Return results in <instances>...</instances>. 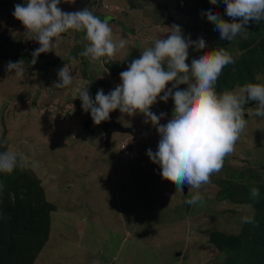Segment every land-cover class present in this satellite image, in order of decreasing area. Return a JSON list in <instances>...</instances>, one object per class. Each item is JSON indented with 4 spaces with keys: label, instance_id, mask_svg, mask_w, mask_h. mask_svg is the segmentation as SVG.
I'll return each instance as SVG.
<instances>
[{
    "label": "rangeland",
    "instance_id": "rangeland-1",
    "mask_svg": "<svg viewBox=\"0 0 264 264\" xmlns=\"http://www.w3.org/2000/svg\"><path fill=\"white\" fill-rule=\"evenodd\" d=\"M3 2V53L10 55L9 47L19 50L24 44L33 52L39 44L29 39L12 15L14 5L24 0ZM58 7L65 12L90 7L101 20H108L115 40H126V47L107 60L111 66L115 61L139 58L158 37H167L168 28L178 25L191 40L202 36L206 50L225 47L233 56L234 63L217 80L218 93L238 90L247 83L264 84V35L255 37L246 29L231 42L221 40L211 21L178 12L175 0H62ZM83 36L74 30L61 34L52 51L37 57V64L30 63L32 58H21L23 77L8 72V61L0 59V142L5 150L24 155V167L40 181L45 202L54 208L45 243L32 264H243L236 252L215 249L210 234L243 239L249 223L242 218H257L254 205L264 195V118L252 115L255 102L244 106L246 127L234 151L225 157L222 170L199 190L203 202L187 204L196 190L187 185L186 194L176 190L147 157L148 149L155 152L159 136L151 123H144L142 114L111 112L132 133H112L108 141L102 126L93 132L84 128L90 113L82 110L79 91L91 83L87 90L94 98L98 89L107 94L120 83L121 72L81 57L88 43L80 42ZM198 54L189 49L186 63ZM40 58L56 63L45 68ZM64 63L73 68V82L56 88L57 72ZM168 101V107L159 106L155 112L166 113L161 124L171 118L173 108ZM157 103L164 102L158 98ZM151 108L157 111L155 105ZM122 140L137 154L130 161L120 155ZM32 161L38 166L31 167ZM252 187L259 189L255 199L250 195ZM26 261L24 257L19 264Z\"/></svg>",
    "mask_w": 264,
    "mask_h": 264
},
{
    "label": "clouds",
    "instance_id": "clouds-1",
    "mask_svg": "<svg viewBox=\"0 0 264 264\" xmlns=\"http://www.w3.org/2000/svg\"><path fill=\"white\" fill-rule=\"evenodd\" d=\"M62 0H24L14 5L12 15L27 31L29 39L39 47L32 52L31 64L36 63L41 53L52 51L59 43L61 34L74 30L84 33L85 44L81 57L91 62L113 58L126 47V40H115L108 20H101L90 7L75 12H65L58 5ZM74 3V0H64ZM209 4L223 3L225 20L215 9L202 13L215 25L221 40L231 42L246 31L250 22L264 21V0H208ZM166 38L158 37L154 44L141 51L125 71L119 74L120 83L107 94L98 89L93 99L86 83L77 96L83 111L90 113L93 123L99 125L109 119L110 113L119 110L122 114H142L144 123H151L159 136L155 152L146 151L149 160L159 166L162 179L176 185L183 192L185 185L196 190L185 203L194 205L204 200L200 189L210 182L213 174L219 173L225 157L235 148L240 134L245 129L244 106L255 102L254 117L264 118V84L247 83L238 90L217 92L216 83L223 69L234 63V58L225 47L206 50L207 42L198 37L191 40L181 27L172 25ZM189 49L199 54L186 63ZM103 58V60H102ZM72 58H70L71 61ZM8 72L23 77V60L9 61ZM108 69H106V72ZM73 68L68 63L58 70L56 88H65L73 82ZM171 84V87L166 86ZM179 85H185L180 89ZM173 101L171 118L161 124L166 113L156 114L151 106ZM151 109V111H150ZM153 111V112H152ZM6 143V141H5ZM130 147V146H129ZM31 150V149H30ZM137 155V154H136ZM26 165L23 154L0 152V173L10 174ZM31 167H37L36 161ZM3 184L0 183V190ZM259 189L252 187L253 199ZM14 200V196L12 197ZM243 223H253L251 216H244Z\"/></svg>",
    "mask_w": 264,
    "mask_h": 264
},
{
    "label": "trees",
    "instance_id": "trees-1",
    "mask_svg": "<svg viewBox=\"0 0 264 264\" xmlns=\"http://www.w3.org/2000/svg\"><path fill=\"white\" fill-rule=\"evenodd\" d=\"M2 5L5 7L4 2L0 7ZM175 7L178 12L197 20L208 21L207 17L202 15L208 9H215L223 19L230 20L224 12L223 3L213 5L209 4L208 0H175ZM246 29L255 37H261L264 35V21L250 22ZM1 48L0 46L1 60L14 62L21 58L27 60L32 58L29 44L26 47L25 44L22 45L19 50L9 47L10 55L3 53ZM131 61L126 60L124 66H111L107 62L105 65L111 71L122 72ZM38 62L45 68L56 63L48 62L44 58H40ZM169 100L173 108V101ZM170 114L172 115V110ZM4 150L0 142V152ZM0 183L3 184V189L0 190V264H19V260L24 257L27 259L26 264H32L45 243L49 214L54 208L45 202L40 181L25 167H18L10 174L0 173ZM262 197L254 205L258 215L253 223L248 224L249 233L242 236L243 239H238L235 236L213 232L210 234V243L215 249L236 252L243 264H264V195Z\"/></svg>",
    "mask_w": 264,
    "mask_h": 264
},
{
    "label": "water",
    "instance_id": "water-1",
    "mask_svg": "<svg viewBox=\"0 0 264 264\" xmlns=\"http://www.w3.org/2000/svg\"><path fill=\"white\" fill-rule=\"evenodd\" d=\"M97 126H102L104 133L107 137V141L110 140L112 133H132L131 130L123 128L120 124H118L114 118L112 117L111 113L109 119L107 121L101 122L99 125L93 123L91 115L88 118V121L84 124V128L88 131H94ZM187 193V186L185 185L183 188V194Z\"/></svg>",
    "mask_w": 264,
    "mask_h": 264
},
{
    "label": "built area",
    "instance_id": "built-area-1",
    "mask_svg": "<svg viewBox=\"0 0 264 264\" xmlns=\"http://www.w3.org/2000/svg\"><path fill=\"white\" fill-rule=\"evenodd\" d=\"M163 104H165V105H163ZM154 105L157 107V111H156V110H155V111L158 112V111H159V106H160V107H161V106L168 107V105H169V101L164 102V103H161V104L156 103V104H154ZM164 119H167V117H165ZM166 121H167V120H166ZM118 148H119V151H120V155H121L122 157L127 158L129 161L133 159L134 155H136L133 151H131V149H129L130 147H129V145H128V142L121 141V142L119 143V145H118ZM135 157H136V156H135Z\"/></svg>",
    "mask_w": 264,
    "mask_h": 264
},
{
    "label": "crops",
    "instance_id": "crops-1",
    "mask_svg": "<svg viewBox=\"0 0 264 264\" xmlns=\"http://www.w3.org/2000/svg\"><path fill=\"white\" fill-rule=\"evenodd\" d=\"M106 17H108V16H106ZM101 18H102V17H101ZM108 18H109V17H108ZM86 42H87V41H86ZM127 60H130V59H127ZM124 62H125V61H124ZM124 62H120V63H119L118 61H115L114 63H115L116 65H117V63H119L118 65L121 66V65H123ZM100 64H102V63H100ZM103 64H105V63L103 62ZM97 67H99V63H98V65H97ZM90 95H91V97L94 99V97H93V95H92L91 93H90ZM114 120H115V119H114ZM113 134H115V133H113ZM113 134H112V135H113ZM120 134H121V133H120ZM111 137H112V136H111ZM126 140H127V139H126ZM122 141H123V140H122ZM109 144H110V142H109ZM109 144H108V146H109ZM118 145H119V144H118ZM128 145H129V144H128ZM106 148H107V147H106ZM108 148H109V147H108ZM112 164H113V162H112ZM113 165H114V164H113ZM140 165L143 166V165H144L143 162H142ZM121 180H123V179H121ZM121 262H122V261H121ZM121 262H120V263H121ZM120 263H119V264H120ZM116 264H117V263H116ZM121 264H122V263H121Z\"/></svg>",
    "mask_w": 264,
    "mask_h": 264
}]
</instances>
